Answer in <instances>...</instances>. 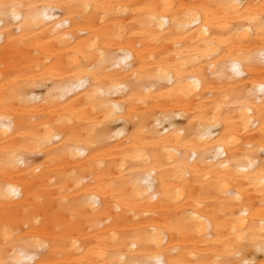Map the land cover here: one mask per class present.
<instances>
[{"label": "bare ground", "instance_id": "bare-ground-1", "mask_svg": "<svg viewBox=\"0 0 264 264\" xmlns=\"http://www.w3.org/2000/svg\"><path fill=\"white\" fill-rule=\"evenodd\" d=\"M0 264H264V0H0Z\"/></svg>", "mask_w": 264, "mask_h": 264}, {"label": "snow or ice", "instance_id": "snow-or-ice-1", "mask_svg": "<svg viewBox=\"0 0 264 264\" xmlns=\"http://www.w3.org/2000/svg\"><path fill=\"white\" fill-rule=\"evenodd\" d=\"M234 71H236L239 74V68H238V66H234Z\"/></svg>", "mask_w": 264, "mask_h": 264}]
</instances>
